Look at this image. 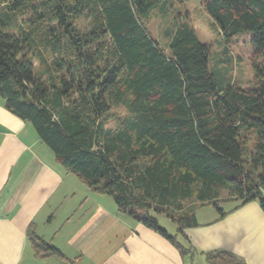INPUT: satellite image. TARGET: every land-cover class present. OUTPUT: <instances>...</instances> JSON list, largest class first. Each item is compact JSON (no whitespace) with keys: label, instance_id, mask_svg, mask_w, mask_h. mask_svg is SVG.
Returning <instances> with one entry per match:
<instances>
[{"label":"trees","instance_id":"16d2710c","mask_svg":"<svg viewBox=\"0 0 264 264\" xmlns=\"http://www.w3.org/2000/svg\"><path fill=\"white\" fill-rule=\"evenodd\" d=\"M196 1L223 40L248 35L250 88L209 69L207 46L185 22L161 47L146 27L155 0H0L4 109L66 173L189 259L194 250L177 238L199 226L195 204L223 217L255 202L264 214V0ZM115 108L125 114L110 128ZM223 191L236 202L227 212ZM161 215L176 234L159 226ZM27 238L35 258L65 259L33 225ZM202 255L244 264L226 251Z\"/></svg>","mask_w":264,"mask_h":264},{"label":"crops","instance_id":"0c3cea01","mask_svg":"<svg viewBox=\"0 0 264 264\" xmlns=\"http://www.w3.org/2000/svg\"><path fill=\"white\" fill-rule=\"evenodd\" d=\"M72 176L31 125L5 110L0 99V264H206L202 253L214 251L229 252L244 264H264V214L255 202L223 217L211 213L205 222L197 219L200 210L216 209L196 204L199 226L182 230L177 238L194 250L189 259L88 189L94 199L80 200L77 212L82 213L74 214ZM221 202L222 212L236 204ZM224 204L230 206L224 210ZM30 225L65 259L35 258L27 238Z\"/></svg>","mask_w":264,"mask_h":264},{"label":"rangeland","instance_id":"374dc122","mask_svg":"<svg viewBox=\"0 0 264 264\" xmlns=\"http://www.w3.org/2000/svg\"><path fill=\"white\" fill-rule=\"evenodd\" d=\"M156 8L152 11L146 27L149 34L157 41V43L165 48L167 44L166 34L177 23H187L197 39L205 44L208 48L209 69L211 71L220 70L225 74V80L228 83H233L240 88H250L253 81V72L251 68V50L248 45V35L242 34L235 36L229 40H223L219 31L213 24L212 20L206 15L196 0L179 3L177 0H155ZM125 111L122 108L112 109L110 118L106 122V126L112 128L114 125L113 117L123 116ZM248 148L251 147V139H249ZM75 183L73 184L75 191V202L73 203V212L77 216L82 212H77L79 201L86 202L84 198H91L86 186L82 184L76 176H72ZM93 195V194H91ZM98 198L103 197L106 204L115 207L113 200L109 196L96 195ZM222 200L221 204L225 203L227 198L226 192H222L219 196ZM93 203V202H90ZM186 205H189L187 203ZM196 205V204H195ZM230 204H224L222 209H227ZM208 207L206 206V209ZM211 208V207H210ZM213 209V208H212ZM77 212V213H76ZM210 213V214H209ZM219 214L216 210H211L208 214L204 211L199 212L198 221L205 222ZM158 224L164 228L169 234H176V226L164 216H158Z\"/></svg>","mask_w":264,"mask_h":264}]
</instances>
